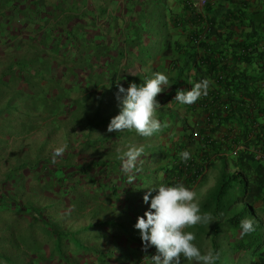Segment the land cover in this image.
<instances>
[{"label": "trees", "instance_id": "obj_1", "mask_svg": "<svg viewBox=\"0 0 264 264\" xmlns=\"http://www.w3.org/2000/svg\"><path fill=\"white\" fill-rule=\"evenodd\" d=\"M197 1L0 0V131L66 133L58 157L59 139L0 155V264H147L156 250L134 224L148 188L192 190L213 174L197 195L212 222L186 228L193 243L217 264H264V0ZM157 72L170 83L156 97L161 129L108 132L118 85ZM204 78L207 96L173 101ZM128 145L145 150L126 173L116 150ZM244 218L255 231L242 236Z\"/></svg>", "mask_w": 264, "mask_h": 264}, {"label": "clouds", "instance_id": "obj_2", "mask_svg": "<svg viewBox=\"0 0 264 264\" xmlns=\"http://www.w3.org/2000/svg\"><path fill=\"white\" fill-rule=\"evenodd\" d=\"M200 1L204 3V0ZM210 84L211 81L207 78L192 83L190 90H177L173 101L180 105L194 104L202 96L208 95ZM169 87V76L162 72L154 73L151 78L139 85L134 82L127 88L118 85L116 98L119 113L111 118L107 131L111 133L134 130L139 136L151 137L162 127L156 117V110L161 106L156 97ZM65 150L66 146L55 148L54 157L62 155ZM144 150L142 145H128L126 150L117 148L118 159L124 172L135 169ZM179 156L182 162L191 158L187 150L180 152ZM133 179L130 177L129 183ZM204 184H195L192 190L182 183L171 186L161 184L148 188L143 196V202L149 207L143 216L137 217L134 224V228L139 230L143 249L154 247L156 250L154 255L147 256V264H181V258L194 260L197 264H217L220 253L214 249L202 253L193 243L194 233L186 229L197 224L209 225L212 222L211 216L208 213H201L196 202L195 190ZM153 191L155 195H152ZM239 228L242 236L255 231L250 218L242 219Z\"/></svg>", "mask_w": 264, "mask_h": 264}, {"label": "rangeland", "instance_id": "obj_3", "mask_svg": "<svg viewBox=\"0 0 264 264\" xmlns=\"http://www.w3.org/2000/svg\"><path fill=\"white\" fill-rule=\"evenodd\" d=\"M199 6H202V2L198 0L196 2ZM139 67V65H138ZM139 68L136 70L138 71ZM134 71V72H136ZM6 116H3V119L0 121V125L3 127V125L8 124L7 120L4 118ZM66 136L65 132L57 133L51 138H48L47 136H44L42 129H34L29 134H23V135H12L10 136L5 131H0V137H2V142L0 143V147H6L7 150L0 149V155H3L4 158L14 160L17 156V149L20 147H24L25 149H30L31 154L37 153L38 150H40V147L43 148H49L56 147L57 140L58 141V147L65 146L64 137ZM25 152V151H23ZM22 152V153H23ZM215 182L214 174L211 175L209 179L206 180L205 184L198 187L195 192L197 195H204L210 187L213 186ZM199 201L198 197L196 198V202ZM190 264H197V262L191 261Z\"/></svg>", "mask_w": 264, "mask_h": 264}, {"label": "built area", "instance_id": "obj_4", "mask_svg": "<svg viewBox=\"0 0 264 264\" xmlns=\"http://www.w3.org/2000/svg\"><path fill=\"white\" fill-rule=\"evenodd\" d=\"M255 153H256V159L257 160L264 161V149L263 148L256 149Z\"/></svg>", "mask_w": 264, "mask_h": 264}]
</instances>
